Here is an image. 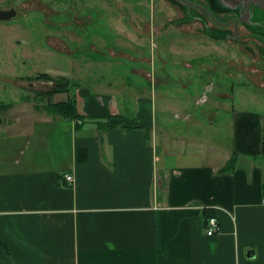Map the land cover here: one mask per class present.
Masks as SVG:
<instances>
[{
    "label": "crops",
    "instance_id": "crops-1",
    "mask_svg": "<svg viewBox=\"0 0 264 264\" xmlns=\"http://www.w3.org/2000/svg\"><path fill=\"white\" fill-rule=\"evenodd\" d=\"M205 1L217 16L241 11ZM173 69L154 71L142 94L130 69H118L110 87H80L84 120L22 109L2 116L0 264H264V112L229 102L198 114L192 91L205 79L185 66L191 92L163 88L156 100L158 86L171 87L157 82L161 73L181 74ZM95 116L140 127L104 130ZM233 156L235 167L222 170ZM206 209L220 224L213 235Z\"/></svg>",
    "mask_w": 264,
    "mask_h": 264
},
{
    "label": "rangeland",
    "instance_id": "rangeland-1",
    "mask_svg": "<svg viewBox=\"0 0 264 264\" xmlns=\"http://www.w3.org/2000/svg\"><path fill=\"white\" fill-rule=\"evenodd\" d=\"M12 6L19 10L17 17L0 21V123L2 116L21 109L31 116L50 113L49 100H76L80 87L115 85L118 69H130L135 91L147 93L152 73L166 63L181 74L161 73L157 82L171 87L158 86L156 100H165L163 88L191 92L195 82L186 87L185 66L205 79L192 91L199 96L192 97L198 114L229 102L264 112V26L222 27L202 10L187 15L178 0H0L1 8ZM207 23L220 28L217 38L203 33ZM181 50L189 51L188 57Z\"/></svg>",
    "mask_w": 264,
    "mask_h": 264
},
{
    "label": "water",
    "instance_id": "water-1",
    "mask_svg": "<svg viewBox=\"0 0 264 264\" xmlns=\"http://www.w3.org/2000/svg\"><path fill=\"white\" fill-rule=\"evenodd\" d=\"M189 5H197L203 10H205L209 16L212 18V20L217 23L220 26L228 27L233 24H238L240 22H245L248 25H253L256 27L261 28L260 26H264V19L261 21L254 20L253 16L255 13V10H259V8L262 9L260 13H262L264 17V0H222L224 3H226L227 6H230L232 8L240 7L241 11L238 12V15L230 21H222L219 18L216 17V15L213 13V11L204 4H194L190 0H183ZM18 9L16 7L11 8H1L0 7V21H9L11 19H14L18 15ZM264 29V28H261Z\"/></svg>",
    "mask_w": 264,
    "mask_h": 264
},
{
    "label": "trees",
    "instance_id": "trees-1",
    "mask_svg": "<svg viewBox=\"0 0 264 264\" xmlns=\"http://www.w3.org/2000/svg\"><path fill=\"white\" fill-rule=\"evenodd\" d=\"M58 91H60V89L55 90V92H58ZM46 108L51 114L61 115L63 117L69 118V119H77V118L78 119H82V118L85 119L86 118L85 115L80 114L76 100L68 99V100H61L58 102H54V101L51 102V100H49V103L47 104ZM0 110H1V108H0ZM92 118L97 119L99 127L104 129V130H110V129H114V128H117L120 126L126 130L131 128L129 125L122 123L121 120H116V119L111 118V117L103 118V117L95 116ZM134 125H135V127H140L138 121H136ZM87 153L88 152L86 149L80 150V161H86ZM235 160H236V156H233L228 161V163L225 165V167L222 168V170H229V169L234 168L235 162H236ZM212 215H213V212L211 210H209V209L205 210L206 223Z\"/></svg>",
    "mask_w": 264,
    "mask_h": 264
},
{
    "label": "flooded vegetation",
    "instance_id": "flooded-vegetation-1",
    "mask_svg": "<svg viewBox=\"0 0 264 264\" xmlns=\"http://www.w3.org/2000/svg\"><path fill=\"white\" fill-rule=\"evenodd\" d=\"M182 5H184L185 7H186V12H188V13H191L192 12V9H197V10H202L203 12H205L208 16H209V14L205 11V10H203L202 8H200L199 6H197V5H189V4H187L185 1H183V0H178ZM191 2H193L194 4H204V5H206V6H208L211 10H212V8H211V6L205 1V0H190ZM206 2V3H205ZM12 7H14V6H12ZM5 8V7H4ZM9 8H11V7H9ZM19 11V10H18ZM213 11V13L216 15V17L217 18H219L218 16H217V14H216V12L214 11V10H212ZM18 14H19V12H18ZM210 17V16H209ZM236 16H232V17H229L228 19L229 20H222L221 18H219L220 20H222V21H230V20H233L234 18H235ZM211 18V17H210ZM212 19V18H211ZM12 20V19H11ZM10 21V20H9Z\"/></svg>",
    "mask_w": 264,
    "mask_h": 264
},
{
    "label": "built area",
    "instance_id": "built-area-1",
    "mask_svg": "<svg viewBox=\"0 0 264 264\" xmlns=\"http://www.w3.org/2000/svg\"><path fill=\"white\" fill-rule=\"evenodd\" d=\"M68 180H73L72 175H67ZM220 229V224L216 216H211L207 221V234L213 235Z\"/></svg>",
    "mask_w": 264,
    "mask_h": 264
}]
</instances>
